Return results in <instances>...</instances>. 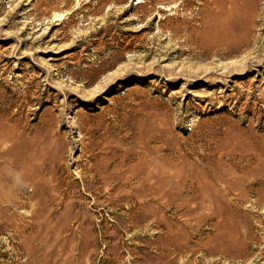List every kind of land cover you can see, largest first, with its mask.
Wrapping results in <instances>:
<instances>
[{
	"label": "rangeland",
	"instance_id": "374dc122",
	"mask_svg": "<svg viewBox=\"0 0 264 264\" xmlns=\"http://www.w3.org/2000/svg\"><path fill=\"white\" fill-rule=\"evenodd\" d=\"M0 264H264V0H0Z\"/></svg>",
	"mask_w": 264,
	"mask_h": 264
},
{
	"label": "bare ground",
	"instance_id": "6f19581e",
	"mask_svg": "<svg viewBox=\"0 0 264 264\" xmlns=\"http://www.w3.org/2000/svg\"><path fill=\"white\" fill-rule=\"evenodd\" d=\"M220 19V18H219ZM228 19V18H227ZM227 19H221L216 25L220 28H226V27H231L232 29L235 28L234 24L231 21H228ZM207 30V29H206ZM234 32V31H233ZM220 39V37H219ZM222 39V38H221ZM235 39V38H234ZM223 40V39H222Z\"/></svg>",
	"mask_w": 264,
	"mask_h": 264
}]
</instances>
